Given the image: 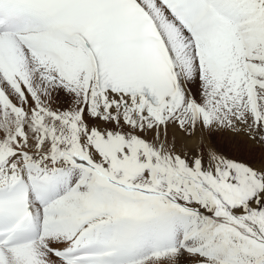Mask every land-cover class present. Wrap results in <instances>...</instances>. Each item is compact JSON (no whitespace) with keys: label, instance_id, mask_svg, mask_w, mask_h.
Segmentation results:
<instances>
[{"label":"snow or ice","instance_id":"1","mask_svg":"<svg viewBox=\"0 0 264 264\" xmlns=\"http://www.w3.org/2000/svg\"><path fill=\"white\" fill-rule=\"evenodd\" d=\"M0 264H264V0H0Z\"/></svg>","mask_w":264,"mask_h":264}]
</instances>
